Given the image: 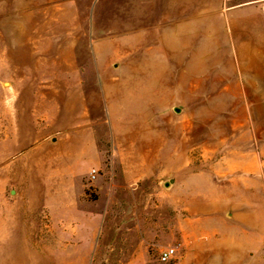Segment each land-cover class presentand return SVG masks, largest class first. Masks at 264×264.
<instances>
[{
    "label": "rangeland",
    "instance_id": "obj_1",
    "mask_svg": "<svg viewBox=\"0 0 264 264\" xmlns=\"http://www.w3.org/2000/svg\"><path fill=\"white\" fill-rule=\"evenodd\" d=\"M126 1L0 0V264H212L238 255L219 243H264L252 232L264 231V96L241 102L255 91L238 70L249 57L186 56L150 106L118 82L130 73H107L102 88L91 38L128 30L115 15ZM255 59L264 69V53ZM211 81L231 87L232 104ZM71 195L79 212L66 214ZM166 248L175 255L161 262Z\"/></svg>",
    "mask_w": 264,
    "mask_h": 264
},
{
    "label": "crops",
    "instance_id": "obj_2",
    "mask_svg": "<svg viewBox=\"0 0 264 264\" xmlns=\"http://www.w3.org/2000/svg\"><path fill=\"white\" fill-rule=\"evenodd\" d=\"M116 8L119 9V11L116 9V16L128 17L126 22L121 21L129 25L128 30L122 29L113 37L107 36L109 31L106 30L103 37L91 38L95 64L89 73H92L91 77L102 88L106 86L107 73H130L129 80L118 75V82L129 81V87L145 89L141 91L143 95L140 96L150 106L153 103L151 89L165 88L168 94L171 88L169 73L186 71V56L193 57L194 62L201 57H210L208 65L211 67L212 57H249L238 70L242 72L244 80L252 82L255 92L251 95L254 99H248L250 92H245L243 96L246 99L241 102H263L261 98L264 96V81L261 78L264 69L255 57L264 53V0H221L220 3L218 0H128L125 3L121 2ZM102 15V13L96 14V17ZM81 68H77V72L82 75L84 82L87 77L84 73L88 67ZM155 73H161L160 80L155 78ZM215 82L211 81L209 88L211 91L217 88L216 98L219 100L225 97L227 99L224 103L232 104L231 87L228 84L219 87ZM180 88L181 86L178 85V94H181ZM218 100L216 102H219ZM220 102L223 103L221 100ZM154 113L148 109L144 119H153ZM165 113L163 111L158 114ZM225 114V118H233L232 112L227 111ZM85 115L82 113L79 116L83 118ZM219 118L214 112H210L209 119ZM257 118H261L260 115ZM87 129L92 136V128ZM112 129L114 133L119 130L115 124L112 125ZM125 129L129 134L130 127ZM84 152H88L93 161H99L100 148L96 143L91 142V139ZM263 171L264 166L255 165L254 172L258 179ZM262 195L264 196V193ZM69 200L71 207L62 209L63 212L66 214H73L75 210L79 212L77 206L74 207L77 204V202L74 204L76 198L71 195ZM252 232L260 236L264 231L257 225ZM236 240L238 241L219 244L229 252L236 251L238 255H223L218 259L213 255L209 256V262L264 264V253H262L264 243L245 245L240 242L239 236ZM246 249L262 250L257 254L246 255Z\"/></svg>",
    "mask_w": 264,
    "mask_h": 264
},
{
    "label": "built area",
    "instance_id": "obj_3",
    "mask_svg": "<svg viewBox=\"0 0 264 264\" xmlns=\"http://www.w3.org/2000/svg\"><path fill=\"white\" fill-rule=\"evenodd\" d=\"M96 171L93 169L90 172V178H95ZM175 255V250L173 248H166L163 251L160 252L159 259L161 262H167L169 261L173 256Z\"/></svg>",
    "mask_w": 264,
    "mask_h": 264
}]
</instances>
